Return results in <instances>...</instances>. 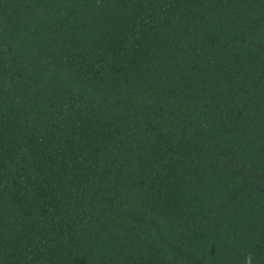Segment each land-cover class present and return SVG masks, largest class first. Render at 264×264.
I'll list each match as a JSON object with an SVG mask.
<instances>
[{
    "label": "trees",
    "instance_id": "16d2710c",
    "mask_svg": "<svg viewBox=\"0 0 264 264\" xmlns=\"http://www.w3.org/2000/svg\"><path fill=\"white\" fill-rule=\"evenodd\" d=\"M0 264H264V0H0Z\"/></svg>",
    "mask_w": 264,
    "mask_h": 264
}]
</instances>
